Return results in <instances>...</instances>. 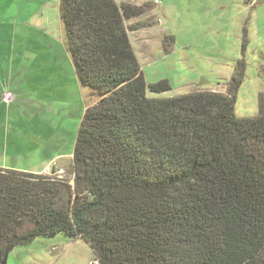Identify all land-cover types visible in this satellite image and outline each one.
Instances as JSON below:
<instances>
[{
	"label": "trees",
	"instance_id": "1",
	"mask_svg": "<svg viewBox=\"0 0 264 264\" xmlns=\"http://www.w3.org/2000/svg\"><path fill=\"white\" fill-rule=\"evenodd\" d=\"M151 9L59 0L75 76L96 101L77 130L73 184L0 168V264L58 234L81 238L96 264H264V92L255 117H236L241 58L225 94L148 98L171 87L146 84L128 37L143 26L125 23Z\"/></svg>",
	"mask_w": 264,
	"mask_h": 264
},
{
	"label": "rangeland",
	"instance_id": "2",
	"mask_svg": "<svg viewBox=\"0 0 264 264\" xmlns=\"http://www.w3.org/2000/svg\"><path fill=\"white\" fill-rule=\"evenodd\" d=\"M124 1L152 6L125 23L143 26L128 34L146 84L166 80L171 87L163 94L147 91L148 98L197 91L225 94L236 62L243 58L246 70L235 115H257L258 94L264 92V0ZM58 5L59 0H0V91L15 79L11 92L18 102L8 114L0 104V168L30 167L54 152L62 160L45 175L57 177L61 166L59 176L73 184L70 154L84 106L74 85ZM90 94L88 106L96 101ZM6 264L96 262L81 238L58 234L15 247Z\"/></svg>",
	"mask_w": 264,
	"mask_h": 264
},
{
	"label": "crops",
	"instance_id": "3",
	"mask_svg": "<svg viewBox=\"0 0 264 264\" xmlns=\"http://www.w3.org/2000/svg\"><path fill=\"white\" fill-rule=\"evenodd\" d=\"M116 3H127V1H124V0H121V2H118L117 0H114ZM58 17H59V15H58ZM60 21V20H59ZM60 24H61V22H60ZM61 27H62V25H61ZM128 37H129V40H130V43H131V46H132V48H133V50H134V53H135V55H136V52H135V48H134V45H133V43L131 42V39H130V36H129V34H128ZM137 56V55H136ZM138 59V58H137ZM11 81V80H10ZM10 81H8V82H5L4 83V85H3V88H2V90L0 91V94H1V92L2 91H4V90H8V91H11V90H13V89H11L12 87L13 88H15L14 87V83H15V79L14 80H12V82H10ZM10 82V83H9ZM74 85H75V87H76V89H77V92H78V94L80 95V97H81V100H80V102L81 103H83V106H84V112H85V110H86V108L88 107V105H87V103H85L86 102V98H87V95L89 94V92L87 93V92H84V90L83 89H85V88H82V87H80V85H79V83H78V81H77V78H76V76H75V80H74ZM85 90H87V89H85ZM18 102H17V96H16V102L12 105V106H10L11 108H13L16 104H17ZM17 106V105H16ZM2 107V106H1ZM9 107V108H10ZM9 108H7L8 109V111H6V114H8L9 113ZM10 108V109H11ZM84 112H83V114H84ZM82 117H83V115H82ZM82 117H81V119H82ZM81 119H80V121H81ZM79 125H80V123H79ZM78 128H79V126H78ZM73 152V151H72ZM70 159L72 160V153L70 154ZM62 160V155H59V154H57V153H52V154H49V155H47L46 157H44L43 159H42V161H40V162H38V163H36V164H33V165H31L30 167H25V168H22V167H8V168H13L12 170H14V171H18V170H20V172H27V173H32V174H47L48 172H51L52 170H53V167L55 168V166H57V163L59 164V161H61ZM10 170V169H9ZM58 170H61V166H59V168L58 169H56V172L58 171Z\"/></svg>",
	"mask_w": 264,
	"mask_h": 264
},
{
	"label": "built area",
	"instance_id": "4",
	"mask_svg": "<svg viewBox=\"0 0 264 264\" xmlns=\"http://www.w3.org/2000/svg\"><path fill=\"white\" fill-rule=\"evenodd\" d=\"M15 102H16V95L14 93H12L11 91H8V90H4V91L1 92V94H0V104L3 107L9 108ZM62 173H63L62 170H58V172L56 173L57 178L61 179L62 177L59 176V175H61Z\"/></svg>",
	"mask_w": 264,
	"mask_h": 264
},
{
	"label": "water",
	"instance_id": "5",
	"mask_svg": "<svg viewBox=\"0 0 264 264\" xmlns=\"http://www.w3.org/2000/svg\"><path fill=\"white\" fill-rule=\"evenodd\" d=\"M6 260H7V258H5V260H4V262L2 264H6Z\"/></svg>",
	"mask_w": 264,
	"mask_h": 264
}]
</instances>
